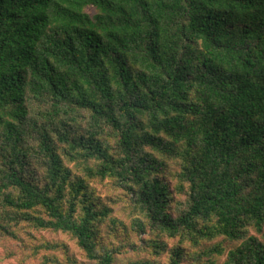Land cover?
<instances>
[{
  "label": "trees",
  "instance_id": "1",
  "mask_svg": "<svg viewBox=\"0 0 264 264\" xmlns=\"http://www.w3.org/2000/svg\"><path fill=\"white\" fill-rule=\"evenodd\" d=\"M0 244L264 264V0H0Z\"/></svg>",
  "mask_w": 264,
  "mask_h": 264
},
{
  "label": "rangeland",
  "instance_id": "2",
  "mask_svg": "<svg viewBox=\"0 0 264 264\" xmlns=\"http://www.w3.org/2000/svg\"><path fill=\"white\" fill-rule=\"evenodd\" d=\"M99 188L103 190V186L99 185ZM42 234H44L48 239H54V240H65L67 241L74 252L82 258L81 252L78 250L76 244L74 241L70 240L66 235L61 234V233H52L50 231H43ZM9 249H13L10 247L8 244L2 245L0 244V264H18V259L15 256H10V251ZM224 257L220 258L219 264H223ZM40 264V263H36Z\"/></svg>",
  "mask_w": 264,
  "mask_h": 264
}]
</instances>
